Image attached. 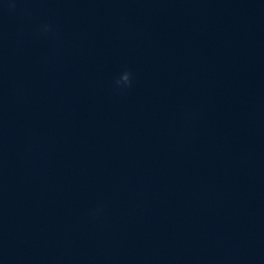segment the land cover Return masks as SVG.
<instances>
[{
	"label": "clouds",
	"instance_id": "1",
	"mask_svg": "<svg viewBox=\"0 0 264 264\" xmlns=\"http://www.w3.org/2000/svg\"><path fill=\"white\" fill-rule=\"evenodd\" d=\"M47 30V28L45 29ZM131 73L124 72L118 80L115 81L117 87L128 88L131 86Z\"/></svg>",
	"mask_w": 264,
	"mask_h": 264
}]
</instances>
